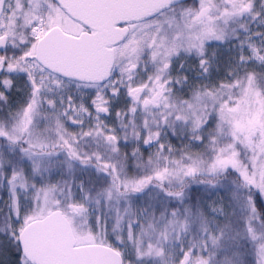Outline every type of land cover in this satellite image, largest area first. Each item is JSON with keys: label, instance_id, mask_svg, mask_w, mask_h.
<instances>
[{"label": "snow or ice", "instance_id": "snow-or-ice-1", "mask_svg": "<svg viewBox=\"0 0 264 264\" xmlns=\"http://www.w3.org/2000/svg\"><path fill=\"white\" fill-rule=\"evenodd\" d=\"M0 264H264V0H0Z\"/></svg>", "mask_w": 264, "mask_h": 264}]
</instances>
